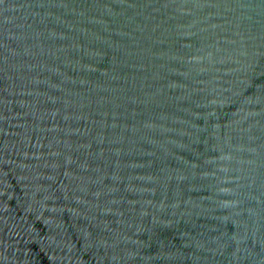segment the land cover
<instances>
[{"label":"water","instance_id":"95a60500","mask_svg":"<svg viewBox=\"0 0 264 264\" xmlns=\"http://www.w3.org/2000/svg\"><path fill=\"white\" fill-rule=\"evenodd\" d=\"M0 264H264V0H0Z\"/></svg>","mask_w":264,"mask_h":264}]
</instances>
